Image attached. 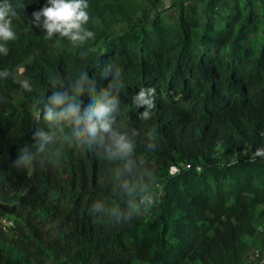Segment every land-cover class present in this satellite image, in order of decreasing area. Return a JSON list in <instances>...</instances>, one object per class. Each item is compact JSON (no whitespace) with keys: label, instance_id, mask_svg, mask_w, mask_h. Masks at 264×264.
<instances>
[{"label":"trees","instance_id":"1","mask_svg":"<svg viewBox=\"0 0 264 264\" xmlns=\"http://www.w3.org/2000/svg\"><path fill=\"white\" fill-rule=\"evenodd\" d=\"M150 1L87 0L96 35L73 46L31 24L47 0H9L19 19L0 55L9 73L0 78V199L20 196L0 203V215L15 220L0 224V264L245 260L264 222V157L255 155L264 147V0H207L203 24L195 0H173V13ZM80 63L97 76L107 64L120 69L135 166L122 176L100 149L60 137L43 164L17 167L46 125L41 99L51 77L69 82ZM142 88L155 89L147 120L132 102ZM147 195L152 204L141 203ZM97 200L108 214L92 211Z\"/></svg>","mask_w":264,"mask_h":264},{"label":"clouds","instance_id":"2","mask_svg":"<svg viewBox=\"0 0 264 264\" xmlns=\"http://www.w3.org/2000/svg\"><path fill=\"white\" fill-rule=\"evenodd\" d=\"M14 19H19L18 8L9 0H0V55H7L8 42L17 38ZM89 20L87 0H47L45 7L33 13L31 24L43 29L49 39L66 38L73 46H83L96 35L87 27ZM8 75L6 70L0 71V78ZM101 80L108 83L101 86ZM121 85L122 73L111 64L102 67L99 76L87 63H80L69 82L58 76L51 77L53 90L41 99L40 111L46 125L34 131V151L27 147L20 150L17 167L28 169L43 164V155H50L58 138L65 137L88 149H100L107 159L121 163L122 176L130 172L135 166L136 129L129 127L123 118L121 96L117 92ZM154 92L153 88H142L132 98L136 108L144 109L139 113L143 120L149 119L150 109L154 107ZM147 147L151 149L153 145L149 143ZM255 155L264 157V147L257 148ZM121 188L129 195L136 191L131 184H121ZM92 211L108 214L102 200L93 203ZM112 215L123 213L114 211Z\"/></svg>","mask_w":264,"mask_h":264},{"label":"built area","instance_id":"3","mask_svg":"<svg viewBox=\"0 0 264 264\" xmlns=\"http://www.w3.org/2000/svg\"><path fill=\"white\" fill-rule=\"evenodd\" d=\"M171 173H177L180 171V168L176 165H173L171 167ZM158 188H162V185L160 182L157 183ZM153 197L151 195H147L142 201L148 204L153 203ZM0 224L3 229H8L15 224V220L10 215L2 216L0 215ZM242 264H264V246H259L250 251L247 256L245 257V260Z\"/></svg>","mask_w":264,"mask_h":264},{"label":"rangeland","instance_id":"4","mask_svg":"<svg viewBox=\"0 0 264 264\" xmlns=\"http://www.w3.org/2000/svg\"><path fill=\"white\" fill-rule=\"evenodd\" d=\"M195 1L199 5V9H200L199 18H200L201 24H203L204 21H205V7H206V4H207V0H195ZM172 2H173V0H162V2H161L162 6L158 5V8H160V9H166L167 8L169 13L170 12L173 13V11H175L177 9V7H174L172 5ZM156 3H159V1H156ZM146 5L147 6L152 5V2L150 0H146ZM216 20L219 23V22H221L222 17L217 16ZM19 196H20V193H16V194H13V195L5 196V197L0 199V203H2V204H12V203H14L15 201H17L19 199ZM263 230H264V222L262 223L261 232H263ZM256 245H257L256 239L254 241L252 240L250 242L249 252L252 251V249H255Z\"/></svg>","mask_w":264,"mask_h":264},{"label":"crops","instance_id":"5","mask_svg":"<svg viewBox=\"0 0 264 264\" xmlns=\"http://www.w3.org/2000/svg\"><path fill=\"white\" fill-rule=\"evenodd\" d=\"M261 228H262V225H260V229H259L258 234L255 237L250 238V241H249V242H251L252 240L254 241L256 239V242H257L256 247L264 246V230H263V232H261Z\"/></svg>","mask_w":264,"mask_h":264}]
</instances>
